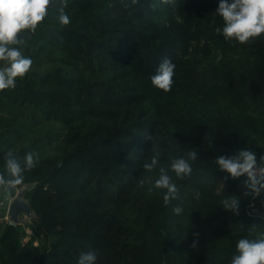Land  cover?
<instances>
[{"label":"trees","instance_id":"obj_1","mask_svg":"<svg viewBox=\"0 0 264 264\" xmlns=\"http://www.w3.org/2000/svg\"><path fill=\"white\" fill-rule=\"evenodd\" d=\"M218 4L68 0L67 26L50 7L15 45L34 66L56 63L0 91V172L7 175L9 150L18 159L39 153L18 186L34 214L30 233L0 226V264H78L88 249L98 250L97 264H230L251 224L264 231V197H244L246 177L232 179L213 162L240 149L264 155V34L247 44L225 40L216 32L224 23ZM164 58L175 64L169 92L151 83ZM26 107L56 120L59 131L17 145ZM153 148L164 167L186 151L198 156L189 179L169 173L180 198L167 205L166 190L138 186L158 178V168L142 167ZM229 195L240 198L238 216L221 206ZM177 204L182 214L172 211Z\"/></svg>","mask_w":264,"mask_h":264},{"label":"clouds","instance_id":"obj_2","mask_svg":"<svg viewBox=\"0 0 264 264\" xmlns=\"http://www.w3.org/2000/svg\"><path fill=\"white\" fill-rule=\"evenodd\" d=\"M137 0H132L135 4ZM175 0H160V4H172ZM68 0H0V91L15 88L16 79L23 78L32 66V59L25 56L22 50L13 45H23L29 33H35L37 27L48 16L49 8L57 9V19L61 26L70 23V17L65 12ZM153 10L159 7L153 3ZM216 13L223 19V27L216 28L217 33L223 34L225 40H233L239 44H247L252 39L264 34V0H219ZM175 64L164 58L158 65L156 74L151 77L154 87L164 92H169L174 83ZM152 141V135L145 136ZM161 154L153 148L150 162H145L142 167L152 173L158 168V178L154 184L151 180L141 179L139 187L146 183L152 188L166 190L163 195L165 205L172 200H178L179 188L176 180L189 179L193 173L192 163L198 159L197 152L186 151L185 155L170 160V167L160 165ZM4 167L7 175L0 172V189L4 191L15 190L24 182V173L33 170L39 163V153L29 151L22 159H18L12 150L4 156ZM219 170L228 174L232 179L246 177L243 181V196L255 200L264 193V155L257 159V154L251 149H240L232 156L221 155L213 161ZM227 178V177H226ZM199 199V192L196 194ZM264 205V201H261ZM240 198L229 195L221 201V206L234 215H239ZM172 211L179 215L184 209L177 204ZM264 222V214H261ZM242 226V225H241ZM260 224L253 223L248 228V236L240 238L236 243L235 254L230 264H264V231H258ZM191 247H198V233H195ZM98 250L88 249L81 251L78 264H97Z\"/></svg>","mask_w":264,"mask_h":264},{"label":"rangeland","instance_id":"obj_3","mask_svg":"<svg viewBox=\"0 0 264 264\" xmlns=\"http://www.w3.org/2000/svg\"><path fill=\"white\" fill-rule=\"evenodd\" d=\"M13 47H18V46L13 45ZM55 56L56 54L54 55V57ZM32 61L36 62L35 60ZM55 63L56 61L53 59L42 60V63L39 66L37 65L34 66L35 64L32 63L33 65L31 66L30 70L44 71L53 67ZM19 122L25 124L27 127V128L25 127L24 129H20L21 131L20 134L18 136H15L16 143L19 146L29 145L31 144V142H33L34 138L36 137L44 138L46 134L57 133V131H59L60 129V124L56 120H54L51 117H46L38 114L37 112L33 111L31 107H26L20 110ZM20 189L24 190L25 186L21 187ZM18 190L19 188L16 189L11 194H4L3 199H5L7 202H11L14 199L27 203V200L24 197H22L21 194L18 193ZM5 214L6 217L0 218V226L6 222L13 221V223L20 224V226L25 229L27 234L30 233V229L28 225H30L31 220L34 216L31 208L24 207L22 211L18 214L17 218L14 220H12V218L8 213L5 212Z\"/></svg>","mask_w":264,"mask_h":264},{"label":"water","instance_id":"obj_4","mask_svg":"<svg viewBox=\"0 0 264 264\" xmlns=\"http://www.w3.org/2000/svg\"><path fill=\"white\" fill-rule=\"evenodd\" d=\"M18 193L21 194L22 190L19 189ZM24 207L30 208L28 202L24 203L22 201H18L14 199L11 202H7L5 199H0V218H4L6 212L10 215L12 220H14L17 218L18 214L22 211Z\"/></svg>","mask_w":264,"mask_h":264},{"label":"crops","instance_id":"obj_5","mask_svg":"<svg viewBox=\"0 0 264 264\" xmlns=\"http://www.w3.org/2000/svg\"><path fill=\"white\" fill-rule=\"evenodd\" d=\"M261 198L264 197V193H262V195L260 196ZM4 198V194H1L0 193V199H3Z\"/></svg>","mask_w":264,"mask_h":264},{"label":"built area","instance_id":"obj_6","mask_svg":"<svg viewBox=\"0 0 264 264\" xmlns=\"http://www.w3.org/2000/svg\"><path fill=\"white\" fill-rule=\"evenodd\" d=\"M258 159V158H257ZM258 161H259V159H258ZM262 195V194H261ZM252 198V197H251ZM254 204H253V201H251L250 202V206H253ZM4 217H6V214H5V216Z\"/></svg>","mask_w":264,"mask_h":264}]
</instances>
